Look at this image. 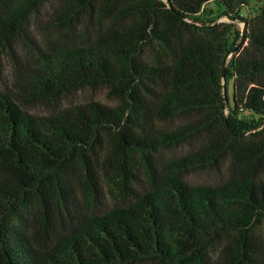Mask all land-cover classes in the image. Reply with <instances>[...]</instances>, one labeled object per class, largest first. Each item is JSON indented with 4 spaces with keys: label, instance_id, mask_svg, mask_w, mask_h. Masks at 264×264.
Here are the masks:
<instances>
[{
    "label": "trees",
    "instance_id": "16d2710c",
    "mask_svg": "<svg viewBox=\"0 0 264 264\" xmlns=\"http://www.w3.org/2000/svg\"><path fill=\"white\" fill-rule=\"evenodd\" d=\"M203 1L0 0V82L34 53L0 85V264H264V0H212L218 24ZM42 11L68 42L31 34Z\"/></svg>",
    "mask_w": 264,
    "mask_h": 264
},
{
    "label": "rangeland",
    "instance_id": "374dc122",
    "mask_svg": "<svg viewBox=\"0 0 264 264\" xmlns=\"http://www.w3.org/2000/svg\"><path fill=\"white\" fill-rule=\"evenodd\" d=\"M262 2L252 0L249 2H246L244 6L240 8L239 14L243 18H250L254 14V10L261 6ZM201 17L200 18H210L212 23L218 24V23H228L229 20L227 17L218 15L219 7L218 5L213 2L212 0H206L201 3ZM38 31L35 32L31 30V34L35 37L41 38L43 40V45L47 48L51 45V43H54L55 45H63L66 42H68L67 37L64 35L63 30L61 28L50 26L48 23L47 15L44 13V11L40 12L38 14ZM243 27V21L236 20L234 21L233 28L241 30ZM33 32V33H32ZM47 35V37L50 38V43H47V40H44V36ZM63 36L61 39L60 36ZM28 46H31L30 43H27ZM12 50L14 51L13 56L6 62V66L4 67V70H2L3 75V83L0 82V85L7 84L9 87L13 88L14 91H16L18 94L21 93V91L17 90V86L19 85L20 81H22V78L24 75H26L28 71L29 64L33 61L32 57L34 55L33 50L30 48H25V43L21 39L14 40L12 44ZM234 50L230 51L227 55L224 56L223 66H227V63L229 61L230 55L232 54ZM225 79V78H224ZM231 83L232 78L226 79L224 86H225V92L226 95L230 98L231 96ZM78 95V94H77ZM79 99H100V100H109L103 91L100 90H90L86 89L81 91V94L78 95ZM50 102H32L29 105L32 106L33 109L37 111L45 110L47 111L49 108L46 104H49ZM255 116L250 115V119H253ZM182 147L178 146H170L164 150L161 151L160 155V161L162 163L168 161L171 158H174L178 156L181 153ZM219 173L217 170L213 167H202V168H196L191 170H186L184 172H181L180 175L186 180L189 181V183H212L217 180L219 177ZM123 193H121L117 188L114 189V192L110 195V203L115 204L121 201L123 198Z\"/></svg>",
    "mask_w": 264,
    "mask_h": 264
},
{
    "label": "water",
    "instance_id": "95a60500",
    "mask_svg": "<svg viewBox=\"0 0 264 264\" xmlns=\"http://www.w3.org/2000/svg\"><path fill=\"white\" fill-rule=\"evenodd\" d=\"M221 80H222L221 85H222V87H223V90L225 91V88H224L225 79H224V76H223V74H222V70H221Z\"/></svg>",
    "mask_w": 264,
    "mask_h": 264
}]
</instances>
